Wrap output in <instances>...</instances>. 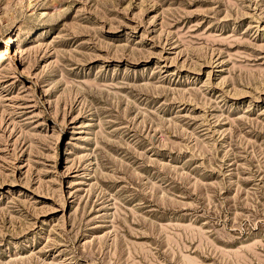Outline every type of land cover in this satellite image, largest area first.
Wrapping results in <instances>:
<instances>
[{
  "label": "rangeland",
  "instance_id": "1",
  "mask_svg": "<svg viewBox=\"0 0 264 264\" xmlns=\"http://www.w3.org/2000/svg\"><path fill=\"white\" fill-rule=\"evenodd\" d=\"M2 51L0 264H264V0H0Z\"/></svg>",
  "mask_w": 264,
  "mask_h": 264
},
{
  "label": "bare ground",
  "instance_id": "2",
  "mask_svg": "<svg viewBox=\"0 0 264 264\" xmlns=\"http://www.w3.org/2000/svg\"><path fill=\"white\" fill-rule=\"evenodd\" d=\"M13 40H14V37H9V39H8V43H11ZM6 55H7V54H6L4 51H2V52L0 53V67L3 65L4 60L7 59V58H6Z\"/></svg>",
  "mask_w": 264,
  "mask_h": 264
}]
</instances>
